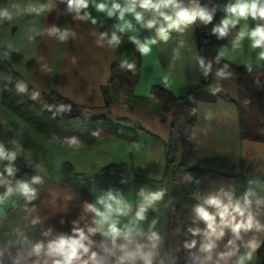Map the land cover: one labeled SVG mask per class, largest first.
Returning <instances> with one entry per match:
<instances>
[{"label": "crops", "instance_id": "obj_1", "mask_svg": "<svg viewBox=\"0 0 264 264\" xmlns=\"http://www.w3.org/2000/svg\"><path fill=\"white\" fill-rule=\"evenodd\" d=\"M183 2L187 5L189 0ZM234 2L216 4L220 20L226 16V5ZM99 3L108 8L113 3L124 7L128 0H89L88 7L79 13H71L59 0H0V61L18 75L20 85L91 107L137 137L131 141L104 136L91 145H60L5 109L0 90V145L5 152L17 153L11 162L17 169L15 173L29 165L41 180L35 184L36 202L31 207L27 198L18 192L7 195L5 186H0V264H52L53 258L46 255L48 244L62 235L72 236L76 228L88 236L85 243L89 252L74 264H145V256L151 264H170L165 232L175 185L193 186L187 198L188 217L194 225L192 242L195 241L191 264H237L248 252L251 259H245L244 264H256L257 248L264 242V143L240 138L234 106L237 86L226 76L218 75L216 69L206 73L194 24L183 31H171L167 42L157 39L146 55L138 50L139 72L133 88L137 98L148 97L155 86L181 97L189 87L209 82L195 92L196 118L190 129L191 150L185 160L190 171H166L165 147L171 134V116L162 122L157 114L134 106H105L102 95L111 66L119 62L115 45L108 42L112 33L145 43L156 38L159 23L153 28L145 27L153 13L138 7L137 11H143V22H137L131 13H126L121 21L118 13L108 16L107 12L97 11L95 5ZM41 5L47 7L39 13L29 10ZM125 21L132 28L121 32L119 28ZM259 24H264V20L240 19L235 26L238 34L218 47L219 56L237 67H264V58L259 55L264 48H253L247 35ZM242 32L245 35L241 38ZM64 33L67 35L61 39ZM105 33L107 38L102 39ZM218 91L228 99L219 96ZM27 97L34 100V93L29 91ZM8 164L9 161L0 160V173L15 186L4 172ZM111 165H131L135 175L125 176L124 185L116 187L118 176L102 172ZM82 179L86 182L84 194H80ZM142 191H163L165 195L147 208L156 212H145V218L137 220ZM109 193L131 206L127 215L114 214L119 220L118 228L132 230L130 241L119 237L113 245L102 231H88L99 227L88 206L103 210L98 201ZM213 197L232 208L238 204L244 210L240 215L230 208L226 222L246 223L251 216L253 227L241 230L237 237L228 223H222L218 209L206 203ZM197 206L213 214L217 232L224 233L219 239L213 238L215 248L211 253L202 251L209 229L207 222L198 217ZM194 230L198 231L194 234ZM152 231L158 239H150ZM252 243L256 245L254 250ZM125 244L127 252L134 255L121 250L120 245ZM37 245L43 246L39 254L34 251ZM93 253L95 260L90 259Z\"/></svg>", "mask_w": 264, "mask_h": 264}, {"label": "trees", "instance_id": "obj_2", "mask_svg": "<svg viewBox=\"0 0 264 264\" xmlns=\"http://www.w3.org/2000/svg\"><path fill=\"white\" fill-rule=\"evenodd\" d=\"M224 0H201L200 5L213 12L211 24H203L199 20L194 23L198 51L206 68L208 65L223 72L237 86L238 98L234 106L238 113L239 134L241 139L264 143V67H237L223 60L218 54V47L238 34L236 27H229L228 34L219 37L212 29L220 23L216 4ZM60 5L68 2L59 0ZM119 62L111 66L110 76L106 85L102 87L104 105L112 103L134 106L160 116L166 122L171 116V134L165 147L166 171H190L185 160L191 150L190 129L196 118L195 92L198 88L206 87L209 82L189 87L185 94L176 97L161 87H153L146 98H137L133 88L138 78L139 60L136 44L126 37L120 38L119 44H114ZM219 59L217 60V58ZM128 65H132L131 68ZM18 75L6 64L0 61V90L2 106L18 116L42 136L52 139L64 146L91 145L104 136H115L136 141L134 132H125L118 124L105 120L104 117L93 113L94 109L78 105L56 93H41L27 87V90L43 97L57 101L59 107L43 111L38 105L29 100L21 91ZM219 96L228 97L217 92ZM51 108V107H50ZM132 134V135H131ZM75 140V143H70ZM175 142L178 140L183 147L180 160L176 161ZM65 173L68 167H64ZM104 174L118 176L114 186L124 185V177L135 175L131 165H111L102 170ZM34 171L29 165H23L18 173L11 177L17 180L31 181ZM35 188V184L32 185ZM193 186H174L172 192V206L169 213V225L165 237L170 252V264H191L193 223L187 213V198ZM36 189V188H35ZM86 192V182L82 179V190ZM36 198L27 201L28 207L35 204ZM146 212H156L147 209ZM152 233H156L152 231ZM256 264H264V242L257 248Z\"/></svg>", "mask_w": 264, "mask_h": 264}, {"label": "clouds", "instance_id": "obj_3", "mask_svg": "<svg viewBox=\"0 0 264 264\" xmlns=\"http://www.w3.org/2000/svg\"><path fill=\"white\" fill-rule=\"evenodd\" d=\"M69 7H75L78 11L80 9H86L88 7V0H68ZM46 5H41L39 8H30V11L40 12L43 11ZM97 11L107 12L108 16H113L114 14H119V19L124 20L126 13H131L137 22H143V11H137V7L145 10L151 11L153 13V18L148 20L144 26L147 28L156 27L159 23V27L156 28V38L147 40L145 43H140L139 40L132 38L133 42L137 44L138 50L141 54L146 55L151 51V45L157 43V39L160 41L167 42L171 31H183L189 25L196 23L197 20L203 24H211L213 21V12L208 11L206 8L199 4V0H189V3L185 5L183 0H128L126 6L121 7L119 3H113L111 8H108L106 4L99 3L95 5ZM226 13L225 18H223L219 24L215 25L212 29L214 34H218L219 37H224L228 34L229 27H235L240 19H247L251 17L252 19L264 20V0H235L234 3L226 5L224 8ZM3 15H7L4 13ZM159 18V19H157ZM95 22V21H93ZM125 28H132L130 22L125 21L124 25L119 28L121 32ZM67 34H61L60 38L64 39ZM245 33H241L242 38ZM252 40L253 48H264V24L257 25L251 32L247 33ZM102 39L107 38V34H102ZM110 44H119L120 37L113 32L110 39H108ZM224 52L221 51V55ZM260 57L264 58V50L260 52ZM219 57L217 58V60ZM201 64L203 61L201 60ZM129 68L132 65H128ZM211 68L208 65L207 71ZM218 75H224L223 72H219ZM21 91L24 90L23 86ZM34 94V97L35 98ZM70 143H75V140ZM16 152H5L2 145H0V160H7L9 164L5 167L4 172H6L8 177L14 176L17 169L13 166L11 162L16 159ZM41 182L40 177L34 176L31 181L17 180L15 186L12 182L4 178V174L0 173V186H5L6 194L12 195L14 192H18L20 195L24 196L28 200H32L36 196V189L32 187L33 184H39ZM143 201L138 207L136 212V219L143 220L144 214L148 207L155 205L157 201L163 199L165 193L163 191L154 192H141ZM99 204L103 206V210L96 208L95 206L89 205V210L95 213L96 220L94 221L99 227L89 228V233H94L96 231H102V234L108 236L112 239L113 245H115L117 238L123 237L126 241H130L132 230L129 228L127 231H122L118 228L119 220L114 218L119 215H127L130 211L131 206L125 203L122 199L108 194L106 198H101L98 201ZM206 203L212 207L218 209V215L221 217L222 223H228L234 234L239 237L241 230H249L253 227L252 217L249 216L247 222L231 223L224 220L225 217L229 216L231 205H225L218 198H210ZM245 203L247 204V198H245ZM232 211L243 215V209L237 204ZM196 213L199 218L207 222L208 232L205 233L207 237V242L202 245V251L211 253L215 248V239H219L223 236V231L217 232L214 226L215 216L211 214L205 207L197 206ZM155 223V221L153 222ZM195 231L194 230V234ZM215 238V239H213ZM150 239H158L155 233H152ZM88 240V236L85 235L84 231L81 229H74L72 236H60L58 239L50 242L47 246L46 255L53 258L52 264H74V261H78L81 257L89 252V247L85 243ZM233 241H229L232 244ZM195 245V241L192 242L189 247ZM42 245H37L34 251L39 254L42 249ZM250 247L254 250L256 245L254 243L250 244ZM122 251H125L126 255L132 256L135 253L127 252V245H120ZM251 252H248L245 256L240 257L237 264H244L245 259H251ZM211 258L210 256L208 257ZM90 259L95 260V253L92 254ZM145 264H151L150 259L147 256L144 257ZM45 264H48L45 261ZM82 264H88V261H83Z\"/></svg>", "mask_w": 264, "mask_h": 264}, {"label": "rangeland", "instance_id": "obj_4", "mask_svg": "<svg viewBox=\"0 0 264 264\" xmlns=\"http://www.w3.org/2000/svg\"><path fill=\"white\" fill-rule=\"evenodd\" d=\"M210 69H216V68L211 67ZM22 92L27 97L29 91L24 88V90ZM31 101L36 103L38 105L39 109H41L43 111H47L49 109H56L57 107H59L57 101H55V100H53L52 98H49V97H43V96L41 97L39 95H35L34 100H31ZM93 113L96 114V115H100V116L104 117L106 121L115 124L113 121H111L109 118H107V116L104 113L99 112V111H93ZM181 145L182 144H181L180 141L177 140L175 142V140H174V147L176 148V161L180 160L179 158L181 157V153H182V149H183V147ZM179 153H180V156H179Z\"/></svg>", "mask_w": 264, "mask_h": 264}, {"label": "built area", "instance_id": "obj_5", "mask_svg": "<svg viewBox=\"0 0 264 264\" xmlns=\"http://www.w3.org/2000/svg\"><path fill=\"white\" fill-rule=\"evenodd\" d=\"M66 2H68V0H64ZM89 1V0H88ZM72 10L74 13H79V12H83L85 9H80L79 11L75 8V7H72Z\"/></svg>", "mask_w": 264, "mask_h": 264}]
</instances>
